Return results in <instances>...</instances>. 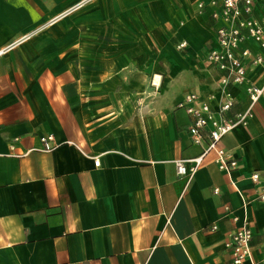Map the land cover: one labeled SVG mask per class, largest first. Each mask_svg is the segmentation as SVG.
Returning <instances> with one entry per match:
<instances>
[{"label": "crops", "instance_id": "1", "mask_svg": "<svg viewBox=\"0 0 264 264\" xmlns=\"http://www.w3.org/2000/svg\"><path fill=\"white\" fill-rule=\"evenodd\" d=\"M209 1L0 0V264H230L244 218L243 264H264V91L220 141L236 169L211 152L192 179L176 172L201 151L177 104L219 96ZM247 78L263 85L264 69ZM231 91L243 111L244 86Z\"/></svg>", "mask_w": 264, "mask_h": 264}, {"label": "built area", "instance_id": "2", "mask_svg": "<svg viewBox=\"0 0 264 264\" xmlns=\"http://www.w3.org/2000/svg\"><path fill=\"white\" fill-rule=\"evenodd\" d=\"M257 0H210L207 4L200 2L198 10L210 7V17L216 22V47L206 54L208 66L215 68L218 73L219 96L209 95L208 100H216V109L211 108L208 100L198 103V95L189 93L177 104L190 116L189 135L192 143L200 146L198 155L179 159L175 162L178 175L192 179L202 166L204 158L211 152L215 154V163L218 168L231 173L238 163L224 148L220 147L222 137L236 126H246L253 116L254 105L264 91V84L257 85L247 78L249 67L264 69V21L253 14ZM256 45L257 51L243 46L246 40ZM185 46L181 43L180 47ZM6 51V49H4ZM2 54V53H0ZM244 86L247 96V105L243 111L231 113L235 105V96L231 91L233 86ZM42 150L51 151L53 136H44L41 139ZM94 164L99 165V160ZM251 180L259 182V174L252 173ZM218 192V189H215ZM259 199L264 200V188L259 193ZM229 207H225V212ZM234 222L239 218L235 216ZM216 230V226L212 227ZM253 230L248 219L244 218L241 224L235 226L232 233L224 241V247L230 251V264H243L250 257L252 251ZM264 246V241H263Z\"/></svg>", "mask_w": 264, "mask_h": 264}, {"label": "water", "instance_id": "3", "mask_svg": "<svg viewBox=\"0 0 264 264\" xmlns=\"http://www.w3.org/2000/svg\"><path fill=\"white\" fill-rule=\"evenodd\" d=\"M158 83H159V76L156 75V76L154 77L153 84L156 85V84H158Z\"/></svg>", "mask_w": 264, "mask_h": 264}, {"label": "bare ground", "instance_id": "4", "mask_svg": "<svg viewBox=\"0 0 264 264\" xmlns=\"http://www.w3.org/2000/svg\"><path fill=\"white\" fill-rule=\"evenodd\" d=\"M5 50L3 49V50H0V53H3Z\"/></svg>", "mask_w": 264, "mask_h": 264}]
</instances>
